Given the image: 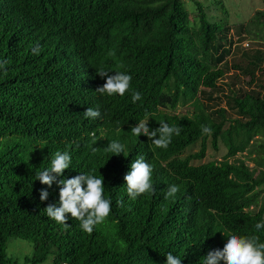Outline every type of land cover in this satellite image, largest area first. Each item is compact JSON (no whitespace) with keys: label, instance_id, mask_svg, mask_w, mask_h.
Returning <instances> with one entry per match:
<instances>
[{"label":"trees","instance_id":"trees-1","mask_svg":"<svg viewBox=\"0 0 264 264\" xmlns=\"http://www.w3.org/2000/svg\"><path fill=\"white\" fill-rule=\"evenodd\" d=\"M262 3L229 23L222 0H0V61H7L0 69V264H165L169 252L182 264H203L228 234L264 242V229H255L264 218V50L227 59L247 34L264 39ZM99 69L130 74L141 99L97 92L106 81ZM87 108L100 117H86ZM142 120L150 130L163 120L181 132L157 148L131 133ZM208 138L225 149L220 160L200 161ZM112 140L125 145V156L106 151ZM196 142L198 150L181 155ZM57 151L72 157L58 179L89 172L104 179L112 210L91 235L70 214L65 226L46 213L48 204L59 206V186L42 185L36 174ZM141 156L153 167L155 191L133 201L124 176ZM173 185L179 191L166 198ZM12 238L26 240L29 254L9 252Z\"/></svg>","mask_w":264,"mask_h":264},{"label":"clouds","instance_id":"clouds-1","mask_svg":"<svg viewBox=\"0 0 264 264\" xmlns=\"http://www.w3.org/2000/svg\"><path fill=\"white\" fill-rule=\"evenodd\" d=\"M34 55L40 52L39 45L32 49ZM114 52H109V56H113ZM7 61H0V69L7 71L5 65ZM117 67L122 68V64ZM110 71L104 69L98 70V75L106 77V81L102 86L97 87L96 91L100 94L109 96H124L127 92H132V102L135 103L141 99V94L131 90L132 76L127 72L116 71L114 75H109ZM101 115L99 109L87 108L85 116L91 119H97ZM204 134H211L210 126L201 125ZM181 128L176 125H169L163 120L159 121V127L150 130L148 121H140L131 127V133L139 137L144 134L151 140L157 148L167 149L171 143L173 135H179ZM97 138L92 134V143L95 144ZM125 145L118 140H112L107 145L106 151L115 155H124ZM93 153L96 148L92 149ZM125 156V155H124ZM72 157L68 151H57L54 153L49 168L37 172L36 180L42 185L51 188L53 183L59 186V206L56 204H48L45 208L49 218L54 219L58 224L68 226V215L71 218L80 221V227L83 231L91 235L98 225L105 223L111 213V200L104 196V179L89 173H79L71 178L63 177L65 170L71 168ZM153 167L147 163L141 156L131 162L130 171L124 176L127 185V194L133 201L137 197L146 193L155 191L152 183ZM179 191L178 186H171L166 193L167 197H174ZM50 193L46 188L40 190V200L48 199ZM119 205L123 204V200L117 201ZM257 231L264 229V219L255 224ZM224 235V234H223ZM228 239L222 248L210 250L204 256L203 264H264V242H260L257 235L241 236L236 234H228ZM165 264H182V260L167 253Z\"/></svg>","mask_w":264,"mask_h":264},{"label":"rangeland","instance_id":"rangeland-1","mask_svg":"<svg viewBox=\"0 0 264 264\" xmlns=\"http://www.w3.org/2000/svg\"><path fill=\"white\" fill-rule=\"evenodd\" d=\"M223 4L227 10V21L229 23L231 22H238V21H245L250 15L253 14L254 10H259L263 7L262 0H222ZM230 54L227 56V59L230 58V56H240L244 52H250L255 48H259L264 50V39L258 37L256 34H253L252 32L247 34V37L242 39L239 42H234L232 45H230ZM232 69L229 68L227 73H229ZM243 80H247L248 76L243 75L241 76ZM227 80L225 77L221 79V81ZM211 95L218 96L219 92L212 91ZM219 106H223L222 103H219ZM176 112L185 111V109H189V107L186 104H183L182 106L175 107ZM199 143L196 142L190 147L186 148L184 152L181 153V155H185L189 152H193L198 150ZM225 149L219 145L218 148L215 150L210 146L209 138L206 141V149L204 157L200 159V161H205L208 159H215L220 160L222 155L224 154ZM239 157H243L242 153L236 154ZM244 162L247 165H250V162L244 159ZM193 163H196L195 160H193ZM264 217V214H263ZM264 219V218H263ZM14 243V248L11 247V244ZM9 252H12L14 255L21 257L22 254L28 253L31 251V245L24 239L19 238H12L10 241V245L7 249Z\"/></svg>","mask_w":264,"mask_h":264}]
</instances>
